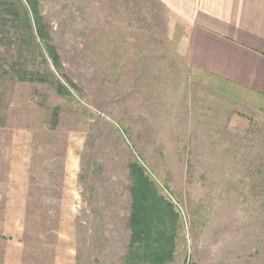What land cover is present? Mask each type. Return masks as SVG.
Returning a JSON list of instances; mask_svg holds the SVG:
<instances>
[{
  "label": "rangeland",
  "instance_id": "rangeland-1",
  "mask_svg": "<svg viewBox=\"0 0 264 264\" xmlns=\"http://www.w3.org/2000/svg\"><path fill=\"white\" fill-rule=\"evenodd\" d=\"M0 1V216L12 159L28 193L0 264H126L135 165L177 214L163 264H264V96L191 67L157 0H36L60 68Z\"/></svg>",
  "mask_w": 264,
  "mask_h": 264
},
{
  "label": "crops",
  "instance_id": "crops-1",
  "mask_svg": "<svg viewBox=\"0 0 264 264\" xmlns=\"http://www.w3.org/2000/svg\"><path fill=\"white\" fill-rule=\"evenodd\" d=\"M157 1L186 27L191 67L264 96V0ZM15 166L12 159L11 188L0 218L19 223L14 198L17 196L21 219L27 212L28 193L12 187Z\"/></svg>",
  "mask_w": 264,
  "mask_h": 264
},
{
  "label": "trees",
  "instance_id": "trees-1",
  "mask_svg": "<svg viewBox=\"0 0 264 264\" xmlns=\"http://www.w3.org/2000/svg\"><path fill=\"white\" fill-rule=\"evenodd\" d=\"M32 6L38 33L44 39L47 52L54 65L61 67L60 55L51 38L44 30L37 10V1L28 0ZM1 2V1H0ZM9 12L23 28L22 15L14 3H9ZM70 87L75 84L64 75ZM57 115V114H55ZM132 178V209L130 215L131 240L126 264H163L173 257L176 246L177 214L170 203L158 196L154 185L135 165Z\"/></svg>",
  "mask_w": 264,
  "mask_h": 264
}]
</instances>
